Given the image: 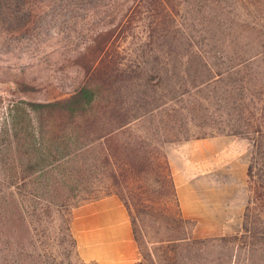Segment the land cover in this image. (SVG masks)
Segmentation results:
<instances>
[{
    "label": "trees",
    "instance_id": "1",
    "mask_svg": "<svg viewBox=\"0 0 264 264\" xmlns=\"http://www.w3.org/2000/svg\"><path fill=\"white\" fill-rule=\"evenodd\" d=\"M109 1L142 8L152 32L121 95L113 74L105 93L0 95V264H96L81 260L71 215L109 195L127 209L132 264H264V0ZM218 135L252 142L242 230L194 238L162 144Z\"/></svg>",
    "mask_w": 264,
    "mask_h": 264
},
{
    "label": "rangeland",
    "instance_id": "2",
    "mask_svg": "<svg viewBox=\"0 0 264 264\" xmlns=\"http://www.w3.org/2000/svg\"><path fill=\"white\" fill-rule=\"evenodd\" d=\"M141 9L135 11L134 4L109 0H0V95L46 102L67 97L84 83L109 81L111 74L114 92L121 95L128 75L137 77L143 51L151 47L149 18L143 9L139 12ZM180 13L185 11L180 8ZM108 84H99L103 92ZM172 106L175 104L167 103L164 109ZM189 128L196 131L192 124ZM171 142L188 143V157L195 158L197 153L203 156L204 180L214 178L217 182L215 213L212 215L211 190H201L198 209L203 220L190 219L194 224L191 235H240L248 190L240 187L239 180L246 175L243 157L248 164L251 140L234 135L175 140L162 144L164 152L165 144ZM182 150L178 149L177 154ZM240 153L244 155L241 159ZM192 170L196 171L195 163ZM223 200L228 205L221 207ZM224 250L223 245L215 247V251ZM237 264L244 263L240 260Z\"/></svg>",
    "mask_w": 264,
    "mask_h": 264
},
{
    "label": "crops",
    "instance_id": "3",
    "mask_svg": "<svg viewBox=\"0 0 264 264\" xmlns=\"http://www.w3.org/2000/svg\"><path fill=\"white\" fill-rule=\"evenodd\" d=\"M186 144L188 145L186 142H171L165 144L164 148L183 216L201 221L203 218L198 209L201 190H211L214 215V192L217 182L214 178L210 181L204 180L203 156L199 153L195 158L185 155ZM178 149L183 150L177 154ZM243 156V153H240L239 158ZM243 162L244 169H247V158L243 157ZM194 163L196 171L192 170ZM246 182V175L241 176L239 183L244 191L247 189ZM221 187L219 189L223 190ZM226 205L223 200L221 207ZM71 230L77 243L78 254L85 261H94L97 264H132L141 260L127 209L116 195L105 196L76 207L71 220Z\"/></svg>",
    "mask_w": 264,
    "mask_h": 264
}]
</instances>
